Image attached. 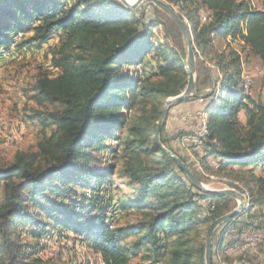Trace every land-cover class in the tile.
Returning a JSON list of instances; mask_svg holds the SVG:
<instances>
[{
    "label": "trees",
    "instance_id": "1",
    "mask_svg": "<svg viewBox=\"0 0 264 264\" xmlns=\"http://www.w3.org/2000/svg\"><path fill=\"white\" fill-rule=\"evenodd\" d=\"M167 2L179 6L193 36L195 95L181 103L200 98L206 103L202 163L214 158L218 166L207 165L213 174L254 175L259 184L256 192L250 189L248 209L222 224L212 238V264H221L218 255L242 241L252 225L251 210L264 209V178L255 174L264 171V102L244 93L240 55L229 47L218 50L214 37L242 40V49L264 64V10L249 0ZM146 5L151 7L148 16ZM165 15L149 3L127 8L119 0H0V49L12 44L40 48L60 35L50 58L57 73H42L32 87L37 105L59 109L32 117L42 129L36 150L18 151L7 164L0 160L4 264H54L20 258V246L10 236L25 225L34 228L36 238L50 229L72 231L103 264H129L142 251L151 254L150 264H205V242L196 248L189 233L229 212L233 198L197 190L155 143L165 99L180 94L187 83L185 53L155 39L153 29L160 25L179 34ZM17 34L22 36L15 40ZM148 55L155 60L153 70ZM206 85L211 88L204 93ZM165 126L166 120L161 142L201 181L207 180L189 156L177 151L173 143L179 134L167 137ZM111 140L116 146L104 144ZM92 151H107L109 157L102 160ZM93 161L104 166L95 168ZM113 176L126 191L119 190ZM112 189L117 190L116 204H111L113 195L104 194ZM116 212H132L138 219L124 225L115 220L109 227ZM259 252L262 260L244 256L264 264V239Z\"/></svg>",
    "mask_w": 264,
    "mask_h": 264
},
{
    "label": "rangeland",
    "instance_id": "2",
    "mask_svg": "<svg viewBox=\"0 0 264 264\" xmlns=\"http://www.w3.org/2000/svg\"><path fill=\"white\" fill-rule=\"evenodd\" d=\"M127 1L133 2L134 0ZM164 1L167 2V0ZM252 1L255 2L256 5H258L259 3V0ZM250 3L252 2L250 1ZM169 4L179 13L180 10L177 4ZM142 5L143 4L139 5L138 7H141ZM144 12L147 16L151 14L150 5H146L144 7ZM165 16L167 17V15ZM153 32L155 35V39L159 40L160 42H168L170 45H173L180 51H183L186 56V46L184 38L179 29L178 34L172 32L166 26L160 25L154 28ZM18 37L19 35L17 34L14 39L17 40ZM227 38H229V40H232V38L229 36H227ZM59 43L60 35L57 34L54 35L46 44L42 45L40 48L24 47L18 49L14 44H12L9 50L0 49V160L3 164L12 162L16 152L18 151L36 150V144L42 137L41 126L35 119L32 118L37 111H53L59 109V106L57 105H37L32 99V87L37 77L42 73H48L50 76H54L57 73V70L51 67L50 58L53 52L57 49ZM217 47L218 50L227 49L228 47L233 48L234 50H239L238 47L235 48L231 46L230 43L222 44V42H219V45ZM237 52L241 57V67L243 70V65L245 67L246 57H243L240 51ZM145 58L151 65V70H153V67L155 65L154 58L150 55ZM196 62L197 59L195 57V71L197 80ZM245 78L251 79V77ZM248 79H245L243 83L245 81L248 82ZM262 79L263 80L261 81L259 89V97H262L264 99V78ZM210 88V86L206 85L203 89L204 93L208 92ZM251 89L252 86L248 89L247 93H244L250 95V93L252 92ZM169 110L167 111V114ZM167 114L163 121L166 120ZM197 117L199 122H197L196 125L193 126L192 131H188L189 133L191 132V140L194 136V127L197 126V124H200V118H206L204 113H200V115L197 114ZM238 117L242 122L244 121L242 111H240ZM51 130L52 128H48L46 130V133H49ZM116 134L117 136L121 135L120 131ZM192 143L193 141L188 144ZM104 144H111L112 146H116L117 142L116 140H111L105 141ZM180 147L185 148V152H187L191 161L194 163L195 168L201 173V175L205 178H209V180L202 181L208 188H230L241 192L246 197L244 208L248 209L250 189H253V191L256 192L259 188V184L255 180L254 175H239V177L235 178V176H228L225 174H213L208 166L216 168L218 166L217 162L216 164H212V162H210V164L207 162L209 158L207 157V164H203L201 160L203 156L202 151L199 155L196 154L195 151H193L192 147H185V144L183 146L181 145ZM92 152L95 156L102 160H106L109 157L107 151L103 153H100L98 151ZM211 160L216 159L212 158ZM91 165H94L95 168L100 169L104 166L103 163H101L100 165L95 161H93ZM255 174L264 178V171H261L260 169H256ZM111 179L113 180V182H115V185L119 187V190L126 191V188L121 185V180L117 179L115 176H113ZM78 191L82 192L81 189H78ZM116 191L117 190L115 189H112L111 192L107 190L104 192V194L106 193V195L111 194V196H115ZM89 193V191H86V195H89ZM113 196L111 197V204H113L114 202ZM79 197L80 196L77 195V199H79ZM236 205L237 201L233 198V201L230 204V210L235 208ZM116 213L114 214L117 215L118 220L117 217L116 219L111 217V220H116V224L118 225L132 223L138 219V217L132 212L121 214ZM251 214H253L254 216L251 221L252 225L246 228V231L242 236V241L236 244L234 248L228 249L226 255H218L217 259L221 264H252V262H250L244 256L246 254L250 255L252 258L262 260L263 257L261 256V252L257 250H241L240 247H238L240 246V244H242L246 232L251 227H253L254 221H256L255 225H258V227L264 229V209L258 210L255 207V209L251 210ZM115 215L113 217H115ZM219 227H217V229L214 231V238H217L218 236ZM20 229L21 230L19 231L13 232L10 238L20 246L19 256L21 259L26 260L30 258H40L43 261L51 262L54 264H103L100 256L93 252L89 244L73 234L72 231H64L60 234L56 229H50L49 231H47V233L42 234L40 237L36 238L31 234V230H34V228H30L28 225H25L24 227L21 226ZM207 229L208 226L202 225L189 233V237H191L196 248H200L205 242V234ZM131 240H133V238H130L128 241ZM5 258L6 252H0V264H4ZM151 258V254L149 252L142 251L136 257L132 258L129 264H150Z\"/></svg>",
    "mask_w": 264,
    "mask_h": 264
},
{
    "label": "water",
    "instance_id": "3",
    "mask_svg": "<svg viewBox=\"0 0 264 264\" xmlns=\"http://www.w3.org/2000/svg\"><path fill=\"white\" fill-rule=\"evenodd\" d=\"M127 8H136L143 3H149L154 7L165 13L177 26L180 33L182 34L186 46V61H185V71L187 73V83L184 90L175 96L168 97L163 105L161 117L157 123L156 133L154 140L158 148L171 157L177 164V166L182 170L186 178L193 184V186L202 193L212 194V195H224L234 198L237 201L235 208L229 212L221 215L215 219L208 227L205 234V264H212V238L214 231L217 227L221 226L228 220L235 217L236 214L242 212L245 208L246 197L241 192L230 189H212L208 188L194 173L193 171L179 158L175 153L168 149L160 140L161 126L163 120L167 114V111L174 105L181 103L187 98L194 97L195 95V83H196V71H195V50L193 44V36L191 30L182 16L166 1L164 0H134L129 2L127 0H119Z\"/></svg>",
    "mask_w": 264,
    "mask_h": 264
},
{
    "label": "crops",
    "instance_id": "4",
    "mask_svg": "<svg viewBox=\"0 0 264 264\" xmlns=\"http://www.w3.org/2000/svg\"><path fill=\"white\" fill-rule=\"evenodd\" d=\"M250 1L252 2L251 4L253 7L259 10H264V0H259L258 5H256L255 2H253L252 0ZM219 42H222V44L230 43L231 46L235 48L238 47L239 50H236L240 51L243 57H246L245 67L243 65L242 77L244 78V80L248 79L245 77H251V79L253 80V85L250 96L255 100H261L262 102H264V99L262 97H259L260 84L263 80L262 78H264V64L261 63L257 57L250 54L247 48H244V50L242 49L243 42L240 39L229 40V38L227 37L222 38L216 35L214 37V45L216 48H218L217 46L219 45ZM213 73L216 75L215 70H213ZM205 106V101L200 98L197 101H189L178 104L171 108L167 114L165 135L167 137H175L177 134H179V136L175 138L173 144L175 145L177 151L182 155L188 156L187 152H185V148H182L180 146H183L184 144H188L193 141V138L191 140V132L189 133L188 131H192L193 126L196 125L197 122H199L197 114L200 115V113H205ZM211 159L212 158L209 157L207 162L210 163ZM207 180H209V178H207Z\"/></svg>",
    "mask_w": 264,
    "mask_h": 264
},
{
    "label": "built area",
    "instance_id": "5",
    "mask_svg": "<svg viewBox=\"0 0 264 264\" xmlns=\"http://www.w3.org/2000/svg\"><path fill=\"white\" fill-rule=\"evenodd\" d=\"M252 86V80L248 79V85L247 88H251ZM194 134L200 135L203 137V144H185V147H193V148H197L199 151L202 147H204V145L206 144V139L204 137V132L203 130L200 128V125L197 124V126L194 127L193 130ZM190 158V157H189ZM212 164H216V160H211ZM194 165V163H193ZM114 202L116 204V198L114 196ZM199 202L202 204V200H199ZM204 206H208L209 204H203ZM255 222H253V227H251L247 232L246 235L244 237V240L242 242V244H240V249L241 250H248V251H260V247L263 244V233H264V229L258 227V225H255ZM261 256L263 257V254L261 253Z\"/></svg>",
    "mask_w": 264,
    "mask_h": 264
},
{
    "label": "bare ground",
    "instance_id": "6",
    "mask_svg": "<svg viewBox=\"0 0 264 264\" xmlns=\"http://www.w3.org/2000/svg\"><path fill=\"white\" fill-rule=\"evenodd\" d=\"M19 35V37L18 38H20L21 36H22V34H18ZM16 37V36H15ZM247 85H248V82L247 81H245L244 83H243V90H244V92H248V89L249 88H247ZM200 128L203 130V132H204V137H205V139H207V136H208V129H207V123H206V118H200ZM193 138V143L192 144H203V137L202 136H200V135H197V134H194V136L192 137ZM192 149H193V151H195L196 152V154H199L200 155V152L203 150V147L200 149V151L197 149V148H193L192 147ZM203 152V151H202ZM201 158V157H200ZM198 163V162H197ZM202 203H204V204H207L205 201H202ZM112 217V216H111ZM113 218V217H112ZM114 221L115 220H111V221H109V227H112L113 225H114ZM263 239H264V235H263Z\"/></svg>",
    "mask_w": 264,
    "mask_h": 264
}]
</instances>
